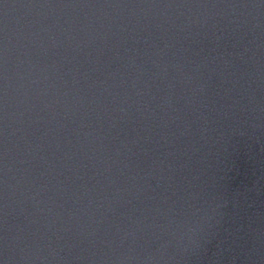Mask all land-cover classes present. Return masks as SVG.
<instances>
[{"label": "water", "instance_id": "95a60500", "mask_svg": "<svg viewBox=\"0 0 264 264\" xmlns=\"http://www.w3.org/2000/svg\"><path fill=\"white\" fill-rule=\"evenodd\" d=\"M0 264H264V0H0Z\"/></svg>", "mask_w": 264, "mask_h": 264}]
</instances>
